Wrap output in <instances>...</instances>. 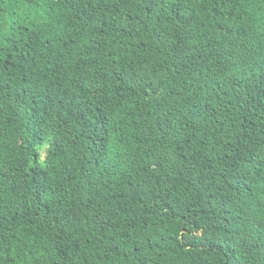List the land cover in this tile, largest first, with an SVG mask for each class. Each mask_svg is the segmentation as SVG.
<instances>
[{"label": "trees", "instance_id": "1", "mask_svg": "<svg viewBox=\"0 0 264 264\" xmlns=\"http://www.w3.org/2000/svg\"><path fill=\"white\" fill-rule=\"evenodd\" d=\"M0 264H264V0H0Z\"/></svg>", "mask_w": 264, "mask_h": 264}]
</instances>
